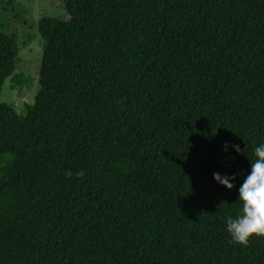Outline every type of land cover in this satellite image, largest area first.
Wrapping results in <instances>:
<instances>
[{
  "label": "trees",
  "instance_id": "16d2710c",
  "mask_svg": "<svg viewBox=\"0 0 264 264\" xmlns=\"http://www.w3.org/2000/svg\"><path fill=\"white\" fill-rule=\"evenodd\" d=\"M62 1L35 107L0 100V264H264L225 231L264 143V0ZM16 48L0 30V91Z\"/></svg>",
  "mask_w": 264,
  "mask_h": 264
},
{
  "label": "rangeland",
  "instance_id": "374dc122",
  "mask_svg": "<svg viewBox=\"0 0 264 264\" xmlns=\"http://www.w3.org/2000/svg\"><path fill=\"white\" fill-rule=\"evenodd\" d=\"M62 0H3L0 2V30L16 41L15 68L0 91V100L17 113L35 107L41 88V64L44 42L39 30L44 18L68 19ZM11 159L5 155L1 165Z\"/></svg>",
  "mask_w": 264,
  "mask_h": 264
},
{
  "label": "clouds",
  "instance_id": "9594fccd",
  "mask_svg": "<svg viewBox=\"0 0 264 264\" xmlns=\"http://www.w3.org/2000/svg\"><path fill=\"white\" fill-rule=\"evenodd\" d=\"M239 153L238 144L230 146ZM228 142H224L222 150L227 152ZM254 160L251 161L247 174L237 188L239 210L235 216H228L225 220V231L230 242L247 245L251 236H264V143L255 146ZM212 179L220 185L231 189L235 174H221L214 171Z\"/></svg>",
  "mask_w": 264,
  "mask_h": 264
}]
</instances>
